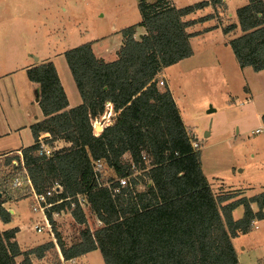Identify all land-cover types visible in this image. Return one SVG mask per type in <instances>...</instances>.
Listing matches in <instances>:
<instances>
[{
  "label": "trees",
  "instance_id": "obj_1",
  "mask_svg": "<svg viewBox=\"0 0 264 264\" xmlns=\"http://www.w3.org/2000/svg\"><path fill=\"white\" fill-rule=\"evenodd\" d=\"M208 4L204 0L178 8L171 0H137L141 20L121 29L122 44L112 61L96 57L92 41L66 49L63 55L81 97V103L73 107H68L52 61L27 68L28 79L37 85L43 119L30 125L34 142L21 149V156L3 158L4 166L21 159L36 192L58 183L61 191L49 198L52 202L76 201L75 196L83 194L101 222L94 230L86 227L79 241L69 246L54 228L64 259L98 249L104 264H237L232 238L249 232L254 219L264 218V192L226 203L231 195L213 193L202 170L199 143L193 146L196 139L186 129L168 86L158 84L163 68L193 54L189 41L193 33L186 29L195 20L183 17ZM235 13L241 33L228 45L239 67L264 70V0H247ZM137 26L145 30L139 38L134 37ZM236 26L228 24L222 31L228 33ZM108 102L115 115L96 135L93 123ZM261 120L264 126V113ZM41 134H47L51 146L59 139L69 145L49 156L39 155ZM144 155L147 160L142 159ZM96 159L104 161L112 187L119 186L117 178L126 176H130L129 184L116 194L99 186L92 166ZM21 168L0 170L2 223L12 218L1 197L6 183ZM136 171L140 174L131 176ZM140 184L143 189L137 188ZM251 202L258 204L257 212ZM239 205L243 214L233 219L232 211ZM64 207L75 222L86 223L78 203L70 206L64 200L51 210L59 212ZM47 215L54 225L51 213ZM18 231L17 226L0 228V264H27L30 254L41 258L56 248L49 241L22 251ZM20 254L23 261L18 263Z\"/></svg>",
  "mask_w": 264,
  "mask_h": 264
},
{
  "label": "rangeland",
  "instance_id": "obj_2",
  "mask_svg": "<svg viewBox=\"0 0 264 264\" xmlns=\"http://www.w3.org/2000/svg\"><path fill=\"white\" fill-rule=\"evenodd\" d=\"M25 1L26 4L24 0H0V15L8 10H16L32 12L33 15H38V19H43L42 15L45 14L42 11L47 12L46 16L49 15L44 6L51 8V13L57 14L58 20L61 13H66L69 19V25L67 24L65 30L68 34L67 48L79 45L91 37L114 28L121 32V28L141 20L137 0H42V2L34 0L32 5L31 0ZM227 38L228 36L220 30L194 38L192 43L194 56L170 67L166 76L175 95L179 97L180 107L189 114L186 121L193 126L194 138L200 145L202 169L208 173L211 170L219 171L224 179L229 180L234 179L231 178L233 175L244 185L253 187L250 192L254 193L264 188V167L257 165V160L264 158V143L259 142L260 147L254 152V141L261 134H253L249 130L257 124V111L264 108V70L255 72L251 67L241 69L230 46L226 44ZM5 40L7 44L4 46ZM18 41L19 38L14 30L6 32L0 27V45H2L0 73L14 69L15 57L20 50L24 49L28 53L33 51L34 47L22 45ZM247 98L252 99L247 103L245 102ZM210 108L214 111H208ZM209 130L210 136H205L204 133ZM95 131H99V127L95 128ZM3 158L5 156L0 158L1 167L4 166ZM124 158L127 159V155ZM5 167L2 168L4 172L11 171V164ZM241 169L243 171H240ZM104 171V180H107L109 173L106 169ZM137 188L144 187L140 184ZM1 198L6 200L7 203H4L6 205H3L8 211L14 209V213L9 211L13 219L9 225L20 227L18 240L23 246L42 241L41 244L49 242L50 239L45 232H36L33 229L40 215L31 210L26 188L6 190ZM83 211L86 217L85 224L75 222L66 208L63 212L52 215L53 229L55 228L67 246L77 242L81 231L86 227L94 230L101 226V222L88 204L84 205ZM3 226L0 221V228L2 229ZM36 262L37 264H70L65 260L61 261L57 248L46 251ZM74 263L104 264L99 250L91 252L87 262L76 257ZM242 264H252V262L247 256L243 258Z\"/></svg>",
  "mask_w": 264,
  "mask_h": 264
},
{
  "label": "crops",
  "instance_id": "obj_3",
  "mask_svg": "<svg viewBox=\"0 0 264 264\" xmlns=\"http://www.w3.org/2000/svg\"><path fill=\"white\" fill-rule=\"evenodd\" d=\"M35 1L42 2V0ZM200 1L204 0H171V3L180 8ZM207 1H209L208 5L196 9L195 11L183 17L184 20H195V23L186 29L189 33H193V35L189 38L191 47L194 38L208 35L215 30H220L223 33L222 28L224 26L228 24H236V28H234L232 31L223 33L224 35L228 36L226 41V44L228 45V41L231 38L236 37L241 33L238 27L235 11L237 7L244 5L247 0ZM24 2L26 4L25 0ZM30 4H34V0H31ZM44 7L49 12V15L46 16L47 12L42 11L45 14L42 15L43 19H38V15H33L32 12H22L16 10H8L7 12L3 13L2 16L0 15L1 29L3 28L6 32L14 30L16 32V36L19 38L18 42H20L22 45H27L28 47H34L33 51L31 50V53H28L24 49L20 50L15 57L16 65L14 69L6 70L5 72L0 73V158L11 155L21 156V149L34 142L30 125L38 120L43 119V114L37 101V85L31 82L26 74L28 67L42 61H52L66 93L68 107H73L81 103L80 94L63 55V52L68 49V34L65 32L66 28L68 27L67 24L69 25L68 14L61 13L60 19L58 20V15L51 13V8H48L47 6ZM144 32L145 30L143 27L137 26L135 28L134 37L139 38V36ZM234 32L236 33L231 35ZM122 40L123 37L120 30L116 31L114 28V30L111 29L110 31L101 33L96 37H91L87 41H92L91 46L96 57L102 58L105 61H112L117 58V51L122 44ZM6 44L7 42L5 40L3 45L5 46ZM194 54L195 51L193 50V54L190 57L163 68L159 74V78L164 80L165 84L170 89L177 106L179 107L180 115L186 126V129L193 135V126L188 124L186 121V118L189 117V114L186 111L184 112L180 107L178 103L179 97L175 95L172 85L166 76V72L170 67L179 65V63H183V61L193 57ZM32 56H34V58H32ZM245 68L246 67L242 69ZM250 99L252 98L245 99V102L248 103ZM212 110L214 111L213 108H210L208 111ZM263 113L264 108L257 111V124L249 130L253 134H261V136L256 138L254 141V152L258 151L260 147L258 145L259 142L262 141L264 143V126L261 120V115ZM114 115L115 112L113 105L108 102L103 114L97 119L99 122L103 123V125H100L99 127V132L111 122V119ZM97 127L98 126L96 125V128ZM257 129H259V131H256ZM210 134V130L204 133L205 136H210ZM45 136H47V134L40 135V137ZM68 145L69 143L67 141L59 139L54 141L52 146L54 149H58ZM257 161V165L259 167H264V158H260ZM240 171H243V169ZM203 172L206 175L215 195L232 196L231 199L226 200L224 203L240 197L250 198L254 195L264 192V188L258 189L254 193L250 192V189H253V187L244 185L241 180L235 179V176L233 175L231 178L234 179L229 180L224 179V177L218 173L219 171L211 170L210 173H208L203 170ZM13 206L15 207V204ZM250 206L253 212H257L259 210L258 204L256 202H251ZM9 211L10 213H14L13 208ZM242 214V205L237 206L232 211L233 219L240 218ZM12 221L13 219L8 223H2L4 225L2 229L13 227L9 225ZM252 222L253 226L249 232L239 234L238 236L232 238V244L235 248L238 259L237 264H242L243 258L245 259L247 256L251 260L252 264H264V218L254 219ZM19 234L20 227L19 231L16 233V240L23 251L43 242L42 241L38 244H29L30 246L25 245L29 246L25 248V246H23L18 240ZM77 241H79V239ZM96 250L98 249L92 250L77 258L87 262L88 255ZM16 260L18 263L22 262L23 255H18ZM28 260L29 261L27 264H37L36 261L38 258L33 256V254H30L28 256Z\"/></svg>",
  "mask_w": 264,
  "mask_h": 264
},
{
  "label": "built area",
  "instance_id": "obj_4",
  "mask_svg": "<svg viewBox=\"0 0 264 264\" xmlns=\"http://www.w3.org/2000/svg\"><path fill=\"white\" fill-rule=\"evenodd\" d=\"M158 84L163 85L164 81L162 79H160L158 81ZM96 125L98 127H100V125L102 126L103 123L99 122L98 120L94 121V123H93L94 133L97 135L99 133V131H95ZM256 131H259V129H257ZM38 142H39V149H38L39 155L49 156L52 154L54 147L47 143L46 137H39ZM192 144L194 147L198 146L197 141L193 142ZM142 159L147 160L145 155L142 156ZM10 164H11V166H15V167H17L18 165H21L22 170H16L14 176L6 183V186H5L6 190H16V189H21L25 186H28V188L31 190L30 195H29V200L31 202V210L35 214L40 215V217H38L36 219L35 224L33 225V229L36 232H41V233L45 232L47 234V236L50 239L49 241H52L55 244V247L57 248V251L60 255V259L62 262H64V260H65V262H68L70 264H75L74 262H75L76 257L64 259L61 256L59 247H58L57 242H56V237H55L53 225H52V222L50 221L47 214H48V212H50L51 215L54 216V215H57L59 212H63V210L66 207L60 209L59 212L51 210V208L54 205L63 202L64 200H69L70 206H74L75 203H78L79 206L81 208H83L84 205L87 204L86 197L83 194H77L75 196L76 201H74L71 198H65V199H58V200L52 202L49 200V198L52 195L58 194L61 191V186L58 183H54L50 188L46 189L45 191L36 192L32 188V184H31L29 178L26 176L22 160L20 159V162H18L17 159H13V160H11ZM92 166H93V172H94L95 179L97 182H99V186H105V187L111 188L113 194L118 193L120 191V187H123V186H126L129 184V177L130 176L117 178L116 181H118L119 186H116V187L111 186L113 183L112 180H104V173H105L104 170L106 169V166H105V163L102 159L94 160L92 163ZM3 167L6 168L5 166H3ZM3 167L0 166V170ZM136 174H140V172L136 171L131 176L134 177ZM252 226H253V222H252Z\"/></svg>",
  "mask_w": 264,
  "mask_h": 264
}]
</instances>
